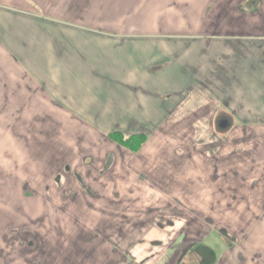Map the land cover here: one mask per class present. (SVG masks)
I'll return each instance as SVG.
<instances>
[{
	"label": "crops",
	"instance_id": "0c3cea01",
	"mask_svg": "<svg viewBox=\"0 0 264 264\" xmlns=\"http://www.w3.org/2000/svg\"><path fill=\"white\" fill-rule=\"evenodd\" d=\"M220 115L227 116L232 125L226 139L212 136L208 142L195 141V146L186 145V139L178 140L181 149L175 150L177 154L183 160L190 154L198 160L193 166L182 165V172L192 171L198 178L213 174L216 183L202 189L197 182L193 186L177 183L182 194L175 205L186 207L190 218L182 210L175 226L167 220L164 229L151 225L146 230L145 242L164 235V246L156 254L178 255V238L172 246L170 235L182 236L189 229L187 218L194 220L190 221L193 225L204 223L207 232L202 244L211 235L222 238L212 224L216 218H210L208 211L216 199L197 195L209 187L223 190L218 203L231 210L234 195L241 197L234 188L246 191L250 185L235 204L260 208L249 211L248 218L238 223L253 221L250 230L264 238V0H0L1 129L209 126ZM10 134L1 130L0 140ZM24 134L31 133L18 132V136ZM44 135L33 137L41 140ZM219 141L224 144L213 152L202 151ZM82 150H73V156H96ZM206 159L214 161L208 169L201 165ZM147 186L143 185L145 191ZM153 199L148 204L159 203L160 209L151 215L162 218L164 199ZM68 200L71 205L75 202ZM135 205L137 209L147 207V198H137ZM119 208L113 210L119 215L114 229L118 238ZM232 215V211L229 219L223 215V221L238 227ZM146 216L139 228L146 227ZM142 245L145 243L130 250L133 264L174 262L154 263V259L144 258L153 250ZM8 262L4 264H22ZM184 263L189 264L185 258Z\"/></svg>",
	"mask_w": 264,
	"mask_h": 264
},
{
	"label": "rangeland",
	"instance_id": "374dc122",
	"mask_svg": "<svg viewBox=\"0 0 264 264\" xmlns=\"http://www.w3.org/2000/svg\"><path fill=\"white\" fill-rule=\"evenodd\" d=\"M19 127H12V134L0 140L2 264L18 260L22 264H133L135 260L130 255V250L142 242L145 243L143 247L153 250L150 255H142L144 258L147 257L150 261L154 259V263L170 262L167 257L171 258L175 254L164 256V253H155L156 249L164 246V235L150 243L144 241L147 237H143V234L151 225L163 226L164 229V224H168L167 220H176L181 216L182 210L186 213L185 217L190 218L187 216L186 207L182 209L175 205L176 198H179L177 196L182 194L178 190V182L184 181L190 186L197 182L201 184V189L216 183L213 179L216 176L213 174L204 173L198 178L194 177L192 171L182 172V165L193 166L198 160L192 158L191 154L183 160L175 151L181 149L178 140L186 139V145L195 146L198 143L195 141L208 142L212 136L220 135L221 139H226L227 132H230L229 129L220 132L216 127L203 125L111 126L104 127V131L99 129L100 127L81 126L67 129L59 126H27L18 130ZM7 129L8 127L0 128V131L10 132ZM24 130L31 134L18 136V132ZM40 133L45 134L41 140L39 137H33ZM66 137L69 140H64ZM33 139L40 141L33 143ZM215 144H207L202 147V151L210 149V152H213L212 150L224 144V141ZM245 146L250 147V144ZM73 150H85L86 155L95 152L93 154L96 156H73ZM109 151L112 154L105 156ZM139 151H142L141 154ZM116 155L119 157L115 158ZM114 162L115 165L112 166ZM201 165L208 169L214 165V161L206 159ZM136 167L142 168L138 170ZM243 177L244 183H247L248 178ZM244 183H238V186ZM253 183L251 182V185ZM143 185H148L147 191ZM173 186L176 188L172 189ZM249 187L250 185H246L247 189ZM238 188H234V193L240 195L241 199L248 191ZM205 189L199 190L197 195L216 199V205L208 206L211 217H207L214 216L217 220L213 219L215 223L212 224L218 229L224 227L229 235L222 238L211 235L201 243L209 248L199 247L185 258V262L264 264V238H260L261 235L258 237L255 229L250 230L254 227L253 221L238 223L239 219L248 218L249 211H256V208L260 207L235 204L240 199L234 195V205L229 210V207L219 204L222 199L219 198L222 195L220 192L223 193V190L212 191L210 187ZM68 198L73 199L74 204L71 205L72 202ZM137 198H147V207L144 206L146 209H137ZM149 198L158 201L164 199L162 218L151 215L159 213L157 210L160 205H149ZM167 198L171 200L166 201ZM167 202L170 205L167 206ZM119 206L121 235L118 238L114 229L117 227L116 219L118 220L119 215L113 210ZM231 211L232 219L234 223H238V227H229L230 223L223 221V215H228L229 219ZM145 213V218L149 220L150 215L151 218L144 222L145 228H139L143 224L141 220ZM189 218L186 220L189 229L186 231V227L182 236L176 232L170 235L172 246L177 238L176 248L181 247L183 242L185 248L190 241L203 240V235L207 232L203 222L200 226L198 223L193 225L190 221L194 220ZM95 236L98 239L87 243ZM14 239L17 240L16 243L11 242ZM182 251L176 253L179 255Z\"/></svg>",
	"mask_w": 264,
	"mask_h": 264
},
{
	"label": "flooded vegetation",
	"instance_id": "af4514ba",
	"mask_svg": "<svg viewBox=\"0 0 264 264\" xmlns=\"http://www.w3.org/2000/svg\"><path fill=\"white\" fill-rule=\"evenodd\" d=\"M225 122L227 123V125L224 127L223 126V123H225ZM209 127H216V129L219 130L220 132L222 130H224L226 132V131H228V129H230L232 127V125H230V120H229V118L227 116L220 115L219 119L217 121H215L212 125H209ZM215 134L216 133H214V135ZM218 230L220 231V233L223 234L222 235L223 237L229 235V233H227V230L224 227H221ZM218 238H221V237H218ZM95 239H98V237H96V236L95 237H92L91 241H87V242L95 241ZM181 244H182L181 247L176 248V249L178 251L183 250L182 253L179 254V255H177V256L176 255L175 256L173 255L169 259L170 261H171V259L174 261V262L171 261L172 264H183L184 258H186L189 254L193 253L194 251H196V249H199V247L200 248L203 247V249H206L205 248L206 246H203L201 244V242H199V241L198 242H196V241H190L185 248L183 247V246H185L184 245V242L181 243Z\"/></svg>",
	"mask_w": 264,
	"mask_h": 264
},
{
	"label": "water",
	"instance_id": "95a60500",
	"mask_svg": "<svg viewBox=\"0 0 264 264\" xmlns=\"http://www.w3.org/2000/svg\"><path fill=\"white\" fill-rule=\"evenodd\" d=\"M227 125V123L225 122V123H223V126L225 127Z\"/></svg>",
	"mask_w": 264,
	"mask_h": 264
}]
</instances>
